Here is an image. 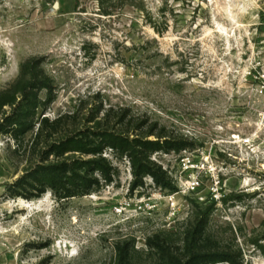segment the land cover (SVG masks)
<instances>
[{
  "label": "rangeland",
  "instance_id": "1",
  "mask_svg": "<svg viewBox=\"0 0 264 264\" xmlns=\"http://www.w3.org/2000/svg\"><path fill=\"white\" fill-rule=\"evenodd\" d=\"M261 60L264 0H0V264H113L124 240L132 264L162 263L148 240L187 261L195 231L199 251L264 264L252 244L264 247ZM109 108L168 141L153 159L176 192L136 183L128 160L106 151L118 175L99 193H44L32 177L44 139L92 128Z\"/></svg>",
  "mask_w": 264,
  "mask_h": 264
},
{
  "label": "trees",
  "instance_id": "2",
  "mask_svg": "<svg viewBox=\"0 0 264 264\" xmlns=\"http://www.w3.org/2000/svg\"><path fill=\"white\" fill-rule=\"evenodd\" d=\"M52 98L50 99V102ZM80 110L67 112L53 122L60 125L65 121H75ZM112 108L106 110L103 119H99V111L93 112V116L88 120L91 123L97 120L92 128L74 129L68 132L59 141L52 144L44 139V165L39 166L35 171V181L43 180L44 193L50 190L58 200H68L78 197L92 196L99 193L104 186L111 184L118 175L115 168L107 157L106 151H111L119 160H128L133 180L136 183L143 182L146 178H151L155 186L170 193L176 192V187L167 172L153 159L158 153L168 154L170 152L168 141H162V136L157 134L154 126L146 123L132 126V121L123 125L126 113L122 114ZM114 119L119 128L110 127ZM49 123L44 117L45 125ZM115 124V126H116ZM104 125V126H103ZM124 126V127H122ZM156 138L155 141L149 140ZM53 155L54 160H49ZM199 208V207H198ZM202 213L197 215L195 227L201 228L210 216V206L200 207ZM187 234V233H186ZM195 231L183 240L185 253L181 256H189V260L183 261L176 256L166 242L157 241L156 245H151L152 240H148L146 245L149 250L154 251L161 264H243V254L220 253L211 250H201L199 247L204 243L202 236ZM264 254V247L257 245V241H252ZM137 253L134 244L124 240L114 245L113 264H132L133 254ZM196 261L198 263H196Z\"/></svg>",
  "mask_w": 264,
  "mask_h": 264
},
{
  "label": "built area",
  "instance_id": "3",
  "mask_svg": "<svg viewBox=\"0 0 264 264\" xmlns=\"http://www.w3.org/2000/svg\"><path fill=\"white\" fill-rule=\"evenodd\" d=\"M262 64H264V60H261V62H259V64H258V66H262ZM257 74H258V77H259V79H261V80H264V72H257Z\"/></svg>",
  "mask_w": 264,
  "mask_h": 264
}]
</instances>
